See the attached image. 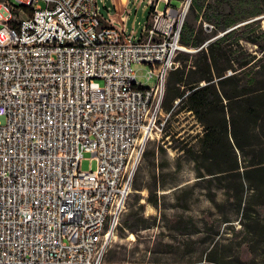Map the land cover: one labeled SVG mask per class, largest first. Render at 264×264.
<instances>
[{
    "label": "built area",
    "instance_id": "obj_1",
    "mask_svg": "<svg viewBox=\"0 0 264 264\" xmlns=\"http://www.w3.org/2000/svg\"><path fill=\"white\" fill-rule=\"evenodd\" d=\"M158 1L136 33L102 0H0V264H102L178 103L162 108L167 75L196 50L179 42L191 0Z\"/></svg>",
    "mask_w": 264,
    "mask_h": 264
},
{
    "label": "trees",
    "instance_id": "obj_2",
    "mask_svg": "<svg viewBox=\"0 0 264 264\" xmlns=\"http://www.w3.org/2000/svg\"><path fill=\"white\" fill-rule=\"evenodd\" d=\"M151 9L152 4L148 11ZM262 13L264 0H191L179 42L196 50L178 52L180 65L166 78L163 110L169 111L179 98L177 111L171 110L169 117L182 109L189 111L201 133L190 135L184 130L185 135L175 136L177 130L164 135L178 140L174 148L193 164L196 181L203 183V195L216 213L215 228L205 231L211 246L195 264H228L230 254L224 249L228 242L216 238L220 237V224L233 220L247 243L264 247V51L261 55L245 51L238 39L235 47L226 42L234 32L231 26ZM204 22L212 25L209 31ZM250 41L259 44L257 39ZM158 149L164 152L162 145L153 142L143 150L133 175V196L117 225L122 232L136 233L147 227L145 205L159 207L165 184L159 179ZM148 171L149 181L145 182ZM174 186V190L180 188ZM140 190L146 191L143 203L137 200ZM116 252V245L109 247L102 264H115Z\"/></svg>",
    "mask_w": 264,
    "mask_h": 264
},
{
    "label": "rangeland",
    "instance_id": "obj_3",
    "mask_svg": "<svg viewBox=\"0 0 264 264\" xmlns=\"http://www.w3.org/2000/svg\"><path fill=\"white\" fill-rule=\"evenodd\" d=\"M154 2L155 0H102L100 6L104 14L107 11L111 14L116 11L127 13L126 28L128 32L133 30L139 33L145 21L148 20L149 6ZM171 4L177 5V1L171 0ZM163 7L164 2L159 0L158 8L162 9ZM198 22L199 20H196V23ZM231 28H234V32L226 39L229 45L235 47L236 39H238L239 45H242V49L245 51L257 55L262 54L264 51V13L239 21L229 29ZM205 30L209 31L210 28ZM223 32H218L210 39L216 38ZM251 39H257L259 44L252 43ZM179 52L193 53V51L185 50ZM143 67L141 64L133 66L138 81L146 85L142 77ZM173 105L174 101L171 108ZM176 105L172 108V112L177 111L178 106ZM177 130L179 132L175 136L182 134L184 130H187L190 135H200L201 126L189 111L182 109L174 116L169 117L162 131L147 142L145 147L155 142L164 148V152L158 149L156 162L162 167L159 170V179L165 184V188L160 191L162 196L159 200V207L150 204H146L144 207V215L148 218L147 227L136 233L127 230L122 232L117 227L115 228L109 244V247L116 245L117 252L113 256L115 264H195L204 258L205 249L211 246L210 238H207L205 231L215 228L216 213L203 195L205 190L200 187L203 183L196 181L193 164L174 148V145L179 144L178 140H173L172 137H169L170 135H164L165 132L171 133V131ZM141 160L142 156L136 167ZM79 165L80 169L84 171L89 168L95 169L96 161L90 159V154L84 153ZM149 174L150 171L144 177L145 182L149 181ZM174 185L180 188L174 190L176 187ZM133 192L134 189L131 186L124 211L127 210ZM138 192L137 200L143 203L146 191ZM205 221H207L206 225H203ZM239 230L240 227L236 220L229 224H220V237L216 239H219V242H228L224 247L225 252L230 254L227 263L264 264L262 244L254 246L255 243H247Z\"/></svg>",
    "mask_w": 264,
    "mask_h": 264
},
{
    "label": "crops",
    "instance_id": "obj_4",
    "mask_svg": "<svg viewBox=\"0 0 264 264\" xmlns=\"http://www.w3.org/2000/svg\"><path fill=\"white\" fill-rule=\"evenodd\" d=\"M109 13H110V12H109ZM114 13H119V12L116 11V12H114ZM114 13H112V14L110 13V15L116 17V15H115Z\"/></svg>",
    "mask_w": 264,
    "mask_h": 264
},
{
    "label": "water",
    "instance_id": "obj_5",
    "mask_svg": "<svg viewBox=\"0 0 264 264\" xmlns=\"http://www.w3.org/2000/svg\"><path fill=\"white\" fill-rule=\"evenodd\" d=\"M205 29H208V25H205Z\"/></svg>",
    "mask_w": 264,
    "mask_h": 264
}]
</instances>
